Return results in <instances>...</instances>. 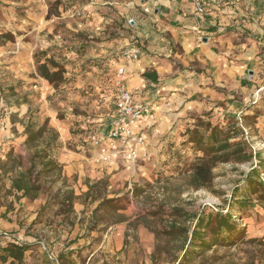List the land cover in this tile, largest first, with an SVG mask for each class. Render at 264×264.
Instances as JSON below:
<instances>
[{
    "label": "crops",
    "instance_id": "0c3cea01",
    "mask_svg": "<svg viewBox=\"0 0 264 264\" xmlns=\"http://www.w3.org/2000/svg\"><path fill=\"white\" fill-rule=\"evenodd\" d=\"M49 2L0 0V40L3 34L14 35L0 41V98L5 105L0 131V249L10 243L27 246L22 261L7 258L0 264H153L157 232L142 223L133 225V204L122 207L117 200L132 196L123 188L140 179V170L145 169L150 179L151 168L162 159L161 136L174 132V123L187 113L211 108L220 115L256 113V127L264 131V6L258 0H209L207 12L196 15L187 0H96L83 4L90 11L85 21L74 25L64 17L68 29L88 37L65 43H88L90 59H104L112 71L123 67L125 87L148 107L142 118L147 128L141 149L147 156L137 173L123 159L96 164L95 149L89 145L85 151L72 133L77 126L106 132L114 101L110 108V98L99 94L92 106L97 109L102 102L104 113L70 114V106L77 108L83 98L69 93L64 117L58 118L47 102L54 98V89L42 85L40 91L32 90V84H46L36 73L33 53L54 44ZM104 6L114 8L106 15ZM149 7L151 13H145ZM106 24L113 32H104ZM132 52L138 57L127 56ZM145 70H155L156 80H146ZM86 81L71 79L63 87H84ZM8 90L12 96L4 98ZM46 119L58 133L57 142L47 144L46 130L43 141L27 143L28 135ZM41 150L46 156L35 158ZM33 161L41 171L43 189L31 197L11 186ZM46 161L57 165L55 173L46 172ZM134 172L136 177L130 174ZM100 187L103 192L97 194ZM144 248L150 256L144 257Z\"/></svg>",
    "mask_w": 264,
    "mask_h": 264
},
{
    "label": "rangeland",
    "instance_id": "374dc122",
    "mask_svg": "<svg viewBox=\"0 0 264 264\" xmlns=\"http://www.w3.org/2000/svg\"><path fill=\"white\" fill-rule=\"evenodd\" d=\"M92 1L96 0H50L47 17L49 18L52 15L51 17L53 18V29L49 35L53 38L54 44L33 53L35 70L34 54H40L41 52H46L47 56L53 57L64 69V81L57 88H54L47 81L45 85L37 83L33 86L32 84V90L40 91L42 85L43 89L49 88V85L54 89L52 93L55 94L54 98H47V102L50 108L56 111L58 118L64 117L63 102L68 101L66 97L69 93L82 97L83 101L78 103L77 108L71 105L68 113L72 114L73 112L82 115L104 113L105 108L102 102L97 104L99 109L94 108L92 103L97 102L99 94H103V98H110L107 105L111 108V103L115 100L117 83L119 81L123 82L121 80L123 74L119 75L117 72L119 68L112 71L110 65L104 59L89 58L88 43L80 46L78 44L65 43L66 39L76 40L79 37L87 38L88 40L87 36H81L77 31L68 29L66 25L69 22L64 17L71 19L72 21L70 22L74 25L75 22L78 24L81 21H85L90 11L83 4ZM111 8L114 7L104 6L103 10L106 15L111 12ZM84 10L86 12H83ZM151 11L150 7L148 11L144 10L145 13H151ZM104 32H113L109 24L105 25ZM1 37L4 39L0 41L4 42L7 39L11 40L14 35L8 33L1 35ZM179 65L178 63L175 64L176 67H179ZM185 69H188V67H185ZM77 78L88 81H86L84 87L74 88L70 86L67 89L63 87L68 80H76ZM12 91L16 93L14 88H12ZM12 91H6L4 98L11 97ZM44 99L45 96L42 97V100ZM7 101L9 103V100ZM36 111H38V107ZM214 111L211 108L200 113H187L180 122L174 123V132L161 136L163 149L160 155H162V159L159 160L155 167L151 168L150 179L146 180L147 173L145 169L144 171L139 169L143 173L140 174V179L133 182L131 187L126 184L125 187H128L126 190L123 188L124 193L131 191L132 196L125 197L121 195L117 200L118 206L128 208L130 204H133V225L142 223L157 232L158 236L156 238L158 240L151 253L153 264H176V256L181 254L180 251H177V246L180 243L162 233L168 220L167 214H170L173 207L181 208L194 216L202 208L207 210L229 208V211L235 215L242 232L240 233V239L236 236L237 240H235L233 245L229 247H212L202 253L190 256L182 264H264V197L262 199L258 198V195L264 193L259 183L261 181L259 169L253 167L254 160L260 159V169L264 170V131H260L259 127H256L258 123V120H256L258 114L256 113L220 115L214 114ZM201 115L204 118L208 117L212 124H219L228 128H240L243 134L239 140L246 142L247 149L250 151L254 150L255 154L250 161L242 163H217L212 168L211 180L205 186L195 188L190 185L191 165L194 163L195 157L201 156L202 153L187 142L185 132L187 127L195 122L196 117ZM90 131L94 132L95 130L82 129L78 126L72 130V133L77 134V137L79 136L75 142L87 152L91 148L88 141H85V136ZM235 140L238 141V139H233L232 141ZM143 164L145 165V161L141 159L133 166L137 173L139 172L136 167ZM253 169L254 171H252ZM136 172L130 173L131 176H135ZM45 175L46 172H42V176ZM253 186H256L255 192L253 191ZM97 191H99L97 194L102 193V187L97 189ZM234 196L238 199L246 198V205L235 204ZM179 219L185 220L183 217ZM194 219L193 216L190 220L186 219V226H192ZM251 238H256L262 242L250 243L247 240ZM141 251L143 250L140 248L136 252V258L142 257L141 253L143 252ZM196 252L199 251L197 250ZM151 254L144 248V257L145 255L148 257Z\"/></svg>",
    "mask_w": 264,
    "mask_h": 264
},
{
    "label": "trees",
    "instance_id": "16d2710c",
    "mask_svg": "<svg viewBox=\"0 0 264 264\" xmlns=\"http://www.w3.org/2000/svg\"><path fill=\"white\" fill-rule=\"evenodd\" d=\"M34 56L37 74L54 88H57L64 81L62 65L56 62L53 57L47 56L46 52L36 53ZM142 75L146 80H156L157 78L155 70H145ZM46 130L47 144L56 143L58 133L48 125L47 119L39 130L28 135L27 143L34 144L43 141V132ZM185 133L187 142L202 153L201 156L195 157V161L191 165L190 185L195 188L203 187L211 180L212 168L217 163H242L250 161L255 154L254 150L247 149L246 142L239 140L243 134L240 128H228L219 124H212L211 120L208 117L204 118L203 115L197 116L195 122L187 127ZM233 139H238V141H232ZM45 156L44 150L37 151L34 154L37 159ZM44 168H47L46 172L53 171L57 168V165L53 161H46ZM40 173L41 171L36 170V161H33L26 171L20 172L12 179L11 187L22 191L24 195L35 196L38 191L43 189L42 183L39 181ZM259 183L264 193V184L261 181ZM255 187L253 188L254 192L256 191ZM262 197H264V194L258 195V198L262 199ZM234 200L236 201L235 204L240 206H245L247 203L246 198L238 199L234 196ZM229 210V208L222 210L202 208L194 216L181 208H171L170 214H167L168 220L162 233L180 243L177 246V251H180L181 254L176 256V264H182L190 256L202 253L212 247H229L235 243L237 238L241 237L240 233L242 232L235 215ZM192 216L195 219L191 224L192 226L188 227L185 220H190ZM182 217L185 220L179 219ZM247 241L250 243L262 242L256 238ZM26 250V245L10 243L0 249V260L4 261L7 258H12L20 262L23 260ZM197 250L199 252H196Z\"/></svg>",
    "mask_w": 264,
    "mask_h": 264
},
{
    "label": "built area",
    "instance_id": "2783aa9c",
    "mask_svg": "<svg viewBox=\"0 0 264 264\" xmlns=\"http://www.w3.org/2000/svg\"><path fill=\"white\" fill-rule=\"evenodd\" d=\"M192 5L196 15H204L207 12L209 0H187ZM264 6V0H258ZM148 11V8L144 9ZM128 57L137 58L138 53L132 52ZM118 74L124 73V68L118 69ZM148 113V107L134 93L129 91L123 82L117 83L114 110L109 120V128L101 134L92 132L85 137L89 145L95 149L93 160L102 165L113 159H123L132 166L147 156L142 152L146 143V128L143 124V116ZM5 117V105L0 98V131ZM260 159L254 160V168L259 169V175L264 184V170L260 169ZM3 232L0 231V235Z\"/></svg>",
    "mask_w": 264,
    "mask_h": 264
},
{
    "label": "water",
    "instance_id": "95a60500",
    "mask_svg": "<svg viewBox=\"0 0 264 264\" xmlns=\"http://www.w3.org/2000/svg\"><path fill=\"white\" fill-rule=\"evenodd\" d=\"M130 23L132 24V23H133V21H130Z\"/></svg>",
    "mask_w": 264,
    "mask_h": 264
}]
</instances>
